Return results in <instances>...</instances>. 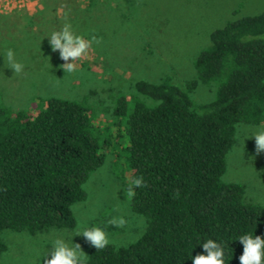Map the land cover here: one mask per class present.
Masks as SVG:
<instances>
[{"label": "trees", "instance_id": "16d2710c", "mask_svg": "<svg viewBox=\"0 0 264 264\" xmlns=\"http://www.w3.org/2000/svg\"><path fill=\"white\" fill-rule=\"evenodd\" d=\"M193 68L188 89L137 80L133 95L114 100L113 126L98 127L74 99L39 96L31 111L0 101V234L74 229L72 206L87 200L86 183L113 150L131 178L143 177L130 208L146 229L128 245L90 246L88 264H191L209 238L229 244V264H239L235 240L264 238V206L223 176L238 127L264 125V10L213 30ZM198 83L215 84L211 100L192 98ZM7 249L0 241V259Z\"/></svg>", "mask_w": 264, "mask_h": 264}, {"label": "rangeland", "instance_id": "374dc122", "mask_svg": "<svg viewBox=\"0 0 264 264\" xmlns=\"http://www.w3.org/2000/svg\"><path fill=\"white\" fill-rule=\"evenodd\" d=\"M31 1L26 8L0 14V55L11 47L24 65L15 73L0 57V101L14 111L33 110V100L39 96L83 101L98 127L113 126L114 100L133 95L137 80L168 78L188 89L196 80L193 62L209 46L212 31L264 10V0ZM64 24L85 39L95 38L73 73L64 71L62 65L71 61L62 60L47 38ZM189 92L197 103L206 102L214 97L215 84L198 83ZM256 130L257 126L238 127L223 179L244 184L247 199L264 206V152H257L250 138ZM122 163L109 150L105 165L85 185L87 200L72 206L77 224L90 226L122 217L123 226L107 229L111 244L117 246L136 241L146 229V220L132 212L122 190L131 179ZM74 229H51L36 236L1 233L0 241L8 249L0 264H37L45 248H51L48 242L62 233L71 235ZM73 242L88 255L91 245L82 236L73 237Z\"/></svg>", "mask_w": 264, "mask_h": 264}, {"label": "clouds", "instance_id": "9594fccd", "mask_svg": "<svg viewBox=\"0 0 264 264\" xmlns=\"http://www.w3.org/2000/svg\"><path fill=\"white\" fill-rule=\"evenodd\" d=\"M47 38L51 49L58 50L62 60L71 61L62 65L64 71L69 73L77 70V60L88 55L95 39H85L76 34L70 24H64L59 30H53ZM0 57L3 58V62H7L9 69L13 72L20 73L23 70L24 65L16 60L15 52L11 47ZM250 138L255 140L256 151L264 152V126H257V130ZM142 184L143 177H133L125 181V187L122 190L127 198L131 199L135 189ZM124 224L125 220L120 216H113L103 223H93L90 226L78 223L71 235L62 233L48 242L47 245H51V248L48 250L45 248L37 264H41L42 259L43 264H88V255L84 253L80 244L73 242V237L82 236L96 250H101L111 243L108 227L110 225L121 227ZM235 241L243 246L242 254L238 258L239 264H264V238L254 235V232H243ZM197 246H200L203 251L195 256L192 255V251L190 252L191 264H229L232 260L226 253V250L230 248L229 244H225L223 240L209 238ZM197 246H194V249Z\"/></svg>", "mask_w": 264, "mask_h": 264}, {"label": "built area", "instance_id": "2783aa9c", "mask_svg": "<svg viewBox=\"0 0 264 264\" xmlns=\"http://www.w3.org/2000/svg\"><path fill=\"white\" fill-rule=\"evenodd\" d=\"M31 2V0H0V14L26 8Z\"/></svg>", "mask_w": 264, "mask_h": 264}]
</instances>
